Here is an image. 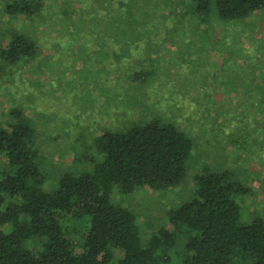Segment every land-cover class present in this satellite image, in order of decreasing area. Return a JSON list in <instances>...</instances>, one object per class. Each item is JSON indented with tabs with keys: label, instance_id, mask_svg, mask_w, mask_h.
Returning a JSON list of instances; mask_svg holds the SVG:
<instances>
[{
	"label": "rangeland",
	"instance_id": "obj_1",
	"mask_svg": "<svg viewBox=\"0 0 264 264\" xmlns=\"http://www.w3.org/2000/svg\"><path fill=\"white\" fill-rule=\"evenodd\" d=\"M57 2L67 3L85 31L36 29L37 58L0 75V126L11 106L23 109L55 178L75 166L77 153L95 152L102 133L160 118L194 141L189 175L204 166L235 172L252 189L242 198L243 220L258 215L254 208L264 219V112L252 110L250 99L264 86V10L226 20L201 16L192 0ZM115 40L129 47L128 56ZM146 66L149 77L133 83L132 71ZM188 186L129 195L114 189L112 199L136 213L146 241L190 197Z\"/></svg>",
	"mask_w": 264,
	"mask_h": 264
},
{
	"label": "trees",
	"instance_id": "obj_2",
	"mask_svg": "<svg viewBox=\"0 0 264 264\" xmlns=\"http://www.w3.org/2000/svg\"><path fill=\"white\" fill-rule=\"evenodd\" d=\"M192 1L201 16L226 20L264 10V0ZM51 2L0 0V75L37 58L40 25L64 24L69 35L85 31L66 2ZM114 35L122 37L116 29ZM115 42L122 56L130 54ZM150 73L147 66L134 70L132 82L143 84ZM257 91L252 110L263 113L264 86ZM193 147L184 130L152 118L102 133L95 152L77 153L75 166L52 178L31 117L11 106L0 126V264H264V219L254 208L258 215L243 220L242 198L251 187L210 166L189 175ZM187 182L190 197L167 211L166 225L146 241L136 213L112 199L114 189L129 195Z\"/></svg>",
	"mask_w": 264,
	"mask_h": 264
}]
</instances>
